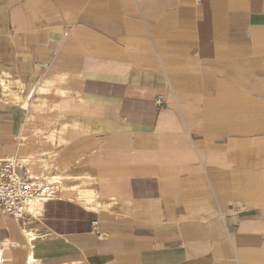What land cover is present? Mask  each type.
<instances>
[{
	"label": "crops",
	"instance_id": "obj_1",
	"mask_svg": "<svg viewBox=\"0 0 264 264\" xmlns=\"http://www.w3.org/2000/svg\"><path fill=\"white\" fill-rule=\"evenodd\" d=\"M6 159L0 264H264V0H0Z\"/></svg>",
	"mask_w": 264,
	"mask_h": 264
},
{
	"label": "built area",
	"instance_id": "obj_2",
	"mask_svg": "<svg viewBox=\"0 0 264 264\" xmlns=\"http://www.w3.org/2000/svg\"><path fill=\"white\" fill-rule=\"evenodd\" d=\"M164 102L163 95H159L157 109H161ZM60 189V176L21 173L15 160L0 161V209L11 217L22 219L28 213H37L38 209L32 210V205L54 199Z\"/></svg>",
	"mask_w": 264,
	"mask_h": 264
},
{
	"label": "bare ground",
	"instance_id": "obj_3",
	"mask_svg": "<svg viewBox=\"0 0 264 264\" xmlns=\"http://www.w3.org/2000/svg\"><path fill=\"white\" fill-rule=\"evenodd\" d=\"M35 92V91H34ZM32 98H33V96H32ZM37 205H38V203H34L33 205H32V210H35L36 208H37ZM40 210V209H39ZM33 214V213H32ZM31 237V236H30ZM29 237V238H30ZM0 260H1V257H0Z\"/></svg>",
	"mask_w": 264,
	"mask_h": 264
},
{
	"label": "rangeland",
	"instance_id": "obj_4",
	"mask_svg": "<svg viewBox=\"0 0 264 264\" xmlns=\"http://www.w3.org/2000/svg\"><path fill=\"white\" fill-rule=\"evenodd\" d=\"M87 193H88V192H87ZM41 204H42V203H38V205H37V208H36V209H38V208L41 206Z\"/></svg>",
	"mask_w": 264,
	"mask_h": 264
}]
</instances>
